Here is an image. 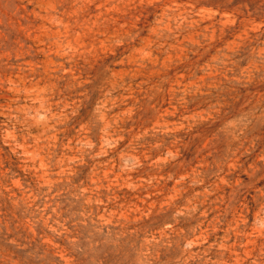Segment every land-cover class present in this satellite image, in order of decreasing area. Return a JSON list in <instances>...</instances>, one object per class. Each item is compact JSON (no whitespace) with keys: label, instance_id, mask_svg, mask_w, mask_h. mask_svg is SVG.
Here are the masks:
<instances>
[{"label":"rangeland","instance_id":"1","mask_svg":"<svg viewBox=\"0 0 264 264\" xmlns=\"http://www.w3.org/2000/svg\"><path fill=\"white\" fill-rule=\"evenodd\" d=\"M0 264H264V0H0Z\"/></svg>","mask_w":264,"mask_h":264}]
</instances>
